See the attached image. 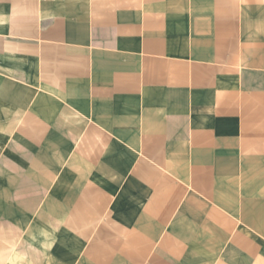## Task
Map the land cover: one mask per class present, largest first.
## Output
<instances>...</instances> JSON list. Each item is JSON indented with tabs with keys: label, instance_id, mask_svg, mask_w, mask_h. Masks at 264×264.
I'll return each instance as SVG.
<instances>
[{
	"label": "crops",
	"instance_id": "obj_1",
	"mask_svg": "<svg viewBox=\"0 0 264 264\" xmlns=\"http://www.w3.org/2000/svg\"><path fill=\"white\" fill-rule=\"evenodd\" d=\"M0 264H264V0H0Z\"/></svg>",
	"mask_w": 264,
	"mask_h": 264
}]
</instances>
